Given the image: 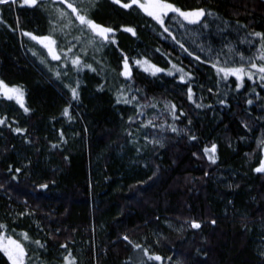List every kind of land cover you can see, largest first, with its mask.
I'll return each mask as SVG.
<instances>
[{
	"label": "trees",
	"instance_id": "16d2710c",
	"mask_svg": "<svg viewBox=\"0 0 264 264\" xmlns=\"http://www.w3.org/2000/svg\"><path fill=\"white\" fill-rule=\"evenodd\" d=\"M171 2L184 10L205 8L219 17L205 18L210 29L201 38L215 48L227 44L246 58L258 54L259 38L248 33H264L263 0ZM95 5L93 18L115 30V43L99 51L88 49L83 59L96 72L87 67L71 70L81 85L78 101L71 100L68 89L48 70H60L63 57L51 60L42 46L23 35L48 34V13L24 6L23 0L0 5V80L21 87L30 109L25 113L14 100L0 97V117H7L0 125V224L6 226L0 232L24 243L25 264H63L67 251L62 244L77 264H133L138 254L133 244L162 257L147 264H264V173L254 171L264 159L257 147L264 136V82L245 78L237 91L234 77L220 81L210 63L188 56L138 9H122L111 0H95ZM167 23L179 35L173 21ZM125 26L134 27L136 35L124 32ZM79 47L74 51L79 53ZM124 56L131 80L120 75ZM145 58L165 71L155 76L145 72L143 64L135 63ZM172 64L193 79L181 83L179 73L169 76ZM189 85L195 102L205 107L188 100ZM121 86L129 97L138 96L141 104L159 102L157 107L141 109L140 116L132 105L117 104ZM69 103L71 120L62 115ZM166 103L184 115L173 120ZM157 115V124L166 121L165 127L174 124L182 131L156 130L153 134L163 138L164 147L149 144L138 153L145 141L137 135L139 144L134 145L127 132ZM129 117L137 123L130 125ZM8 125L27 132L17 134ZM213 143L215 163L204 154ZM16 168L21 171L16 173ZM190 219L202 227L192 229L186 223ZM25 232L46 247L25 241ZM0 264H10L2 251Z\"/></svg>",
	"mask_w": 264,
	"mask_h": 264
},
{
	"label": "snow or ice",
	"instance_id": "6c2138e0",
	"mask_svg": "<svg viewBox=\"0 0 264 264\" xmlns=\"http://www.w3.org/2000/svg\"><path fill=\"white\" fill-rule=\"evenodd\" d=\"M18 0H0V5H12L16 4ZM114 5H119L122 9L126 10H136L138 9L147 17H150L152 21L156 23L163 30L164 33H167V37L178 45V47L185 52L188 56L192 57L194 60L200 63H210L211 67L216 70V74L219 77L220 81L227 82L229 77H234V87L237 91L243 86L245 78L249 81H253L258 77L259 81L264 82V33L262 32H251L248 33L249 36H254L259 38L260 48L258 49V54L255 56L245 57V54L239 52L236 49H233L231 46L225 44L221 48H215L211 41H205L201 38L204 36L205 32L210 29V22L206 21V17H214L218 20L219 17L214 13L208 11L205 8H195L190 10H184L181 7H178L171 0H128V2H122V0H111ZM23 5L35 8H42L45 12L48 13L50 31L48 34H33L32 32H23V35L30 37L31 40L35 41L37 44L42 46L43 49L47 50L48 56L51 57V60L62 61V68L56 70L49 67L48 70L53 72L55 78L60 80L63 84V87L68 89L71 94L72 101L79 100V89L80 81L79 79L73 80L70 76L72 69H76L77 72L87 67L91 71L96 72L97 69L93 67L92 64L87 63L84 57L88 55V49L93 48L96 51L104 48L108 44L115 43L113 39L114 29L109 26L102 25L98 23L93 18V13L95 9V0H23ZM135 6V7H134ZM167 21H173L177 35L173 32L172 27L169 26ZM2 22V20H0ZM226 25V22H222ZM186 25H199V31L193 29L189 30ZM243 27V26H242ZM218 30L220 26L217 25ZM123 31L131 33L133 36L136 35L134 27L125 26ZM59 34V35H58ZM64 38L65 43L62 44L60 37ZM69 37H71L69 39ZM243 42V41H242ZM252 43L251 40L247 41ZM186 44H190L192 47L190 49ZM79 47V53L74 51ZM227 48V52L225 51ZM157 52L160 49H156ZM203 53L204 58L197 54ZM33 55L36 56L37 52L33 51ZM94 60V57H93ZM40 63L47 66V61L44 58H41ZM99 64V61H95ZM137 65H144V71L149 72L152 76H155L157 73L164 72L165 69L152 64L151 61L147 58L135 61ZM171 63V61H169ZM179 73V80L181 83H187L193 79V76L190 72H185L183 67H178L176 64H172L171 69L167 71L169 76ZM127 80H131V72L129 70V59L127 56L123 57V70L120 73ZM187 77V80H186ZM63 78H67L68 82H65ZM227 86V83H226ZM129 89L131 85L127 86ZM103 90V86H100L98 89ZM139 92V89H136ZM209 92L212 89H208ZM126 88L121 86L117 89L116 103H124L127 105H132L137 111L136 115H144V112L141 111L143 108H152L157 107L159 102L146 101L145 103H140V98L136 95L125 94ZM0 97L5 98L8 101H15L20 108L23 109L25 113H28L30 109L25 106L24 102V90L18 86L9 87L3 80H0ZM187 97L189 101L195 103L197 108L205 107L200 103H196L193 99L194 92L192 87L189 85L187 88ZM221 104H225L226 101L220 100ZM253 101L251 99L247 100L248 105H252ZM63 109L62 115L68 117L71 120L69 108ZM211 107V105H207ZM164 109L167 110L173 120L179 119V115H184L183 112H180L177 115V109L175 104H165ZM156 119H159L157 115L154 118L148 119L146 122H141L135 131H128L127 136L130 138V142L134 145L139 144V140L136 139L137 135L145 141V144L136 148V151L139 153L142 148L146 149L149 144L154 146L164 147L163 138H158L157 135H154L153 132L159 130L160 132L171 131L172 133H179L182 130L178 129L174 124L165 123L157 124ZM7 123V117H0V125H5ZM128 123L130 125L136 124L137 121L133 117H129ZM191 123V121H189ZM12 131L17 134H23L27 132V129L21 128L19 126L12 128L11 125H8ZM244 128L251 130L247 123L244 124ZM148 130V131H142ZM64 133L60 132L61 142L66 143L63 139ZM189 139L196 140L195 135H190ZM31 142V141H26ZM53 148L58 147V145L53 144ZM257 147L262 152H264V136L257 140ZM216 149L217 145L212 144L211 148H205L204 154L208 156L212 163L216 162ZM195 155V154H194ZM9 171H12L11 167ZM20 168H16L15 172L19 173ZM257 173H264V159H261L259 166L254 169ZM155 174V173H154ZM15 179V177H13ZM152 177H149L151 180ZM42 188H46L47 185H41ZM20 215H24L21 213ZM186 223L192 229H200L202 224L197 222L195 219H190ZM213 225L216 224V220H211ZM5 225L0 224V230L5 229ZM23 238L25 241L34 243L39 249H44L46 245L40 240L31 241L28 233H23ZM124 240L132 243L128 236L123 237ZM61 248L67 251V255L63 256V264H77L76 258L72 255V252L68 249L67 244L60 245ZM133 248L138 250V254L133 259V264H147V261H161L162 257L160 255L150 254L148 248L140 245L133 244ZM0 251H2L11 261V264H25V257L27 256V251L24 243L19 239H14L12 236H5L0 232ZM142 253V255H141ZM260 255L264 257V249L260 250ZM145 257L147 260H145ZM171 259V258H169Z\"/></svg>",
	"mask_w": 264,
	"mask_h": 264
},
{
	"label": "rangeland",
	"instance_id": "374dc122",
	"mask_svg": "<svg viewBox=\"0 0 264 264\" xmlns=\"http://www.w3.org/2000/svg\"><path fill=\"white\" fill-rule=\"evenodd\" d=\"M264 1V0H263ZM45 50V52L47 53V50L46 49H44ZM48 55V54H47ZM144 66V65H143ZM130 70V69H129ZM10 87V86H9ZM24 102H25V100H24ZM263 156H264V152H263ZM8 258V257H7ZM10 262V264H11V261H9Z\"/></svg>",
	"mask_w": 264,
	"mask_h": 264
}]
</instances>
